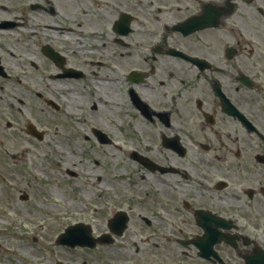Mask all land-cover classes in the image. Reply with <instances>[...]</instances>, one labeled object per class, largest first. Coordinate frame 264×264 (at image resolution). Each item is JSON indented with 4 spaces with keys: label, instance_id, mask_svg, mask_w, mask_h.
I'll use <instances>...</instances> for the list:
<instances>
[{
    "label": "flooded vegetation",
    "instance_id": "1",
    "mask_svg": "<svg viewBox=\"0 0 264 264\" xmlns=\"http://www.w3.org/2000/svg\"><path fill=\"white\" fill-rule=\"evenodd\" d=\"M73 71L131 104L127 175L104 182L148 262L264 264V0H0V123L39 121L21 98ZM91 120L85 140L111 143Z\"/></svg>",
    "mask_w": 264,
    "mask_h": 264
},
{
    "label": "rangeland",
    "instance_id": "2",
    "mask_svg": "<svg viewBox=\"0 0 264 264\" xmlns=\"http://www.w3.org/2000/svg\"><path fill=\"white\" fill-rule=\"evenodd\" d=\"M91 83L90 80L88 82H79V87L84 92L82 95H85V97L82 98L83 103L79 109L73 107L79 114L76 115L75 119L72 118V127L69 129H64V125L62 124L64 112L54 115L48 108H45L46 113L40 117L39 122L50 129L48 135L50 139L47 141H50L51 144L58 138L65 140L63 137L68 136V131L81 132L85 130V126L91 123L92 116L89 114V103H87L88 95L91 94L89 92L93 90L87 84ZM55 90L43 88L42 92L46 96L52 95L51 97H57L62 101L60 89L56 90L57 92ZM126 107L127 104L122 103V110H126ZM104 118L107 121L115 122L113 116L109 113ZM2 134L3 132L1 131V139H5ZM21 139L20 142L22 143ZM17 140L9 139V142H7L6 148L9 149L10 153H17L19 149L22 150ZM30 142L28 140V144ZM32 146L37 149L41 148L40 146H36V144H32ZM41 146L42 149L40 151L46 156L44 160L39 157H30L36 161L35 166L38 170L32 166L31 160H28L27 163H20V161L7 156L4 151H0V227L4 229L0 230V242L4 244V248L0 246V264H132L131 260L134 254L126 250L119 251L117 248L114 250L113 247L109 246L87 251L81 247L70 248L56 242L58 235L64 231V228L69 223L81 219L84 220V218L95 226V233L102 231L98 225L103 224L105 218L112 213L114 198L106 196L101 198L97 192H88V198L85 199V212L82 213L83 205L79 200H73L72 196L75 193L71 196L69 190V186L72 188L73 185L68 184V178L64 169L67 166L74 167L76 165L88 168L92 161L91 157L87 159L84 154H79L76 160L74 155L70 154L69 161H66L67 156L62 157L58 153L55 154V151L52 153L49 149H43L46 148V144H42ZM107 151L115 152L113 148L111 150L107 149ZM82 157L84 159H81ZM4 160H8L9 169L2 166V161ZM60 162L62 163L61 166H59ZM101 164L106 167L113 166L108 161H103ZM21 165L24 166L22 169L20 168ZM42 165L50 167L53 177L57 178L56 184L51 185L49 188L52 192L47 193L50 198H44V201L47 200L48 202L44 205L42 204V198L39 197L40 194L38 195L36 192L39 182L32 176L33 174H38L39 177H43L40 172L44 170ZM21 170L22 173L20 175L19 172ZM83 171L80 173L81 177L79 176V178L72 181L82 182V185H84L85 181L91 183L95 181L96 175L101 174L100 166L99 169L95 168L92 170L97 174ZM85 176H90L91 180L86 179ZM42 184L45 185L46 183ZM23 192L30 194L31 199L29 198L30 200L26 201L20 199V194ZM96 209H98L99 213L96 212ZM99 215L103 217L101 218ZM122 240L125 246L129 244L128 240L132 241L129 236L122 238ZM26 250L28 253L24 252ZM120 253L123 254L121 260L114 258L116 254L118 256ZM111 256L116 261L114 259L111 260Z\"/></svg>",
    "mask_w": 264,
    "mask_h": 264
},
{
    "label": "bare ground",
    "instance_id": "3",
    "mask_svg": "<svg viewBox=\"0 0 264 264\" xmlns=\"http://www.w3.org/2000/svg\"><path fill=\"white\" fill-rule=\"evenodd\" d=\"M63 89V94H64V99L66 100V102H68V103H70V104H72V103H75V104H77V101H76V99H77V97L75 96V95H77V94H79V90L80 89H76V88H74V90H77L76 92L77 93H70V89L68 88V87H63L62 88ZM72 96H74V98L73 99H69V98H71ZM98 97H99V101H105V99H110L108 96H106V95H104V96H101V95H98ZM104 99V100H103ZM75 149H76V147H75ZM52 191H50V193H51ZM0 246L2 247V248H4V244H2L1 242H0ZM25 253H28L27 252V250L26 251H24Z\"/></svg>",
    "mask_w": 264,
    "mask_h": 264
},
{
    "label": "water",
    "instance_id": "4",
    "mask_svg": "<svg viewBox=\"0 0 264 264\" xmlns=\"http://www.w3.org/2000/svg\"><path fill=\"white\" fill-rule=\"evenodd\" d=\"M77 230H78L77 227H73V228L68 229L67 230L68 232L66 234L62 235L59 240L61 242L68 243L71 245H73L76 242H79V238H78L79 233Z\"/></svg>",
    "mask_w": 264,
    "mask_h": 264
}]
</instances>
